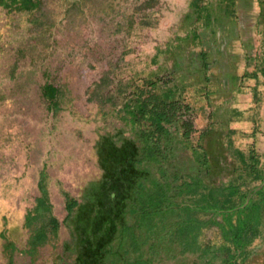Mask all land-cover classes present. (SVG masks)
<instances>
[{
  "label": "rangeland",
  "instance_id": "rangeland-1",
  "mask_svg": "<svg viewBox=\"0 0 264 264\" xmlns=\"http://www.w3.org/2000/svg\"><path fill=\"white\" fill-rule=\"evenodd\" d=\"M39 2L0 14V224L14 225L13 260L1 261L264 264V152L247 169L231 136L246 151L250 115L238 129L217 104L230 89L169 51L182 10ZM233 228L249 238L241 250Z\"/></svg>",
  "mask_w": 264,
  "mask_h": 264
},
{
  "label": "crops",
  "instance_id": "crops-1",
  "mask_svg": "<svg viewBox=\"0 0 264 264\" xmlns=\"http://www.w3.org/2000/svg\"><path fill=\"white\" fill-rule=\"evenodd\" d=\"M167 1L171 2V8L182 10L180 21L173 22V25L180 23L181 32L176 33L177 41L171 43L169 51H177L187 72L213 74L219 88L230 89L229 95L219 94L217 104L236 110L237 116L230 114V119L237 121L238 129L242 120L238 116L250 115L246 151L236 142L238 135L231 137L235 139V156L244 157L247 169H254L259 153L264 152V112H257L256 108L259 97L264 108V0ZM39 3V0H0V14L14 8L30 16ZM246 97L251 98L247 104ZM8 228L9 233H14L13 224H0V264H4L3 255L9 261L14 256L13 237L5 236Z\"/></svg>",
  "mask_w": 264,
  "mask_h": 264
},
{
  "label": "trees",
  "instance_id": "trees-1",
  "mask_svg": "<svg viewBox=\"0 0 264 264\" xmlns=\"http://www.w3.org/2000/svg\"><path fill=\"white\" fill-rule=\"evenodd\" d=\"M51 90L54 92V96H58V88L52 87ZM147 119L157 127L158 129H166L165 126L170 122V119L167 117L165 113H157V112H149L146 114ZM193 183V182H191ZM190 186V185H189ZM78 201L70 197L69 195H66V209L68 211V215H71L74 211V209L77 207ZM214 204H210V206H213ZM38 209H44L49 210V207L47 206V200L43 199V197L40 198L38 201ZM233 237L235 244L239 250L243 249L244 245L249 241V238H245L242 233L236 228H233ZM213 263L212 261L209 262Z\"/></svg>",
  "mask_w": 264,
  "mask_h": 264
}]
</instances>
